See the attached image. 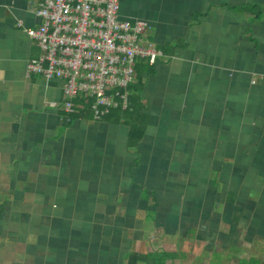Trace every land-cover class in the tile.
Listing matches in <instances>:
<instances>
[{
	"label": "crops",
	"instance_id": "obj_1",
	"mask_svg": "<svg viewBox=\"0 0 264 264\" xmlns=\"http://www.w3.org/2000/svg\"><path fill=\"white\" fill-rule=\"evenodd\" d=\"M39 2L0 0V264H264V0H120L163 51L136 144L29 72Z\"/></svg>",
	"mask_w": 264,
	"mask_h": 264
},
{
	"label": "built area",
	"instance_id": "obj_2",
	"mask_svg": "<svg viewBox=\"0 0 264 264\" xmlns=\"http://www.w3.org/2000/svg\"><path fill=\"white\" fill-rule=\"evenodd\" d=\"M42 18L27 32L37 45L29 72L62 87V108L104 118L129 104V85L139 60L155 64L163 56L147 36V22L120 17V0H40Z\"/></svg>",
	"mask_w": 264,
	"mask_h": 264
},
{
	"label": "trees",
	"instance_id": "obj_3",
	"mask_svg": "<svg viewBox=\"0 0 264 264\" xmlns=\"http://www.w3.org/2000/svg\"><path fill=\"white\" fill-rule=\"evenodd\" d=\"M249 9V8H248ZM150 64L146 60H139L136 65V80L132 82L129 87V104L126 108L122 106H118L117 108L112 109L109 116L119 118L121 115L126 116V121L131 125V136H132V143L136 144L139 139H141L144 130V123H143V113L140 110V92L143 88V76L142 73L145 71L144 69ZM86 111H80V114L83 113H91L92 111L89 108V105L86 106ZM79 113H71L69 115L70 119L72 117L79 116ZM81 116V115H80ZM168 253H159V254H139L137 252H132L128 255V264H139L141 261H145L147 264H166V260L169 257Z\"/></svg>",
	"mask_w": 264,
	"mask_h": 264
}]
</instances>
